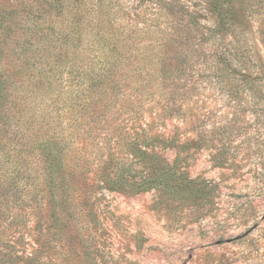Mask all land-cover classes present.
<instances>
[{
    "label": "trees",
    "instance_id": "16d2710c",
    "mask_svg": "<svg viewBox=\"0 0 264 264\" xmlns=\"http://www.w3.org/2000/svg\"><path fill=\"white\" fill-rule=\"evenodd\" d=\"M210 8L213 24L178 0H1L0 189H41L65 204L75 180L117 163L124 140L184 146L177 128L160 138L161 119H180L201 139L210 108L198 106L200 88L228 106L260 101L259 54L230 6ZM251 13L264 25L263 6ZM216 127L225 147L229 121Z\"/></svg>",
    "mask_w": 264,
    "mask_h": 264
},
{
    "label": "rangeland",
    "instance_id": "374dc122",
    "mask_svg": "<svg viewBox=\"0 0 264 264\" xmlns=\"http://www.w3.org/2000/svg\"><path fill=\"white\" fill-rule=\"evenodd\" d=\"M178 1L214 23V0ZM215 1L230 6L264 70V25L251 13L264 0ZM198 91L210 108L199 140L180 119H161L160 138L177 128L184 146L124 140L117 163L75 180L65 204L41 189H0V264H264V97L228 106L212 88ZM228 121L222 147L212 125Z\"/></svg>",
    "mask_w": 264,
    "mask_h": 264
}]
</instances>
